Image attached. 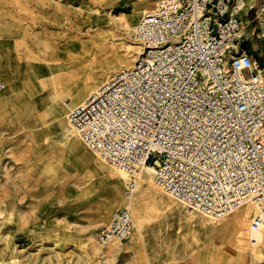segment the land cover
Wrapping results in <instances>:
<instances>
[{
	"label": "rangeland",
	"instance_id": "obj_1",
	"mask_svg": "<svg viewBox=\"0 0 264 264\" xmlns=\"http://www.w3.org/2000/svg\"><path fill=\"white\" fill-rule=\"evenodd\" d=\"M145 1L0 0V264H264V230L250 229L254 204L213 219L160 188L161 201L138 217L126 196L131 175L120 179L77 133L66 135L70 94L84 82L77 69L104 35L108 61L130 54L134 65ZM262 2L238 13L243 46L264 67ZM100 62L99 80L108 66ZM121 206L131 208L135 231L111 251L98 230Z\"/></svg>",
	"mask_w": 264,
	"mask_h": 264
},
{
	"label": "built area",
	"instance_id": "obj_2",
	"mask_svg": "<svg viewBox=\"0 0 264 264\" xmlns=\"http://www.w3.org/2000/svg\"><path fill=\"white\" fill-rule=\"evenodd\" d=\"M237 0H159L143 14L134 65L73 106L69 122L99 157L129 172L150 164L154 183L189 211L222 219L247 203L264 229V67L243 46ZM130 198V197H129ZM135 231L116 207L98 241Z\"/></svg>",
	"mask_w": 264,
	"mask_h": 264
},
{
	"label": "bare ground",
	"instance_id": "obj_3",
	"mask_svg": "<svg viewBox=\"0 0 264 264\" xmlns=\"http://www.w3.org/2000/svg\"><path fill=\"white\" fill-rule=\"evenodd\" d=\"M158 1L157 0H147L143 4L138 6L136 10L145 14V13L153 10L156 6V5L154 6L155 2L157 4ZM253 3H254V0H237L235 3V6L233 8V11L245 13L253 5ZM258 19H259L260 23L264 24V0H263L261 6L259 8V11H258ZM122 20H124V19H122ZM122 20H120V21L123 23ZM124 25L126 27H131V24L128 23V19H126V18H125V24ZM135 30H136V27H135ZM99 39H100L101 45L100 44L96 45V50H97L96 53L95 54L93 53V56H91V57L88 56V58L84 59L82 61V66L77 69V73H76L77 76H79L80 78H83L84 82L81 86L76 87L75 91L72 94H70L71 99H70V104L68 105V107L70 106L69 107L70 109L73 106H75L76 104L80 103L83 100L82 98H84L86 93L88 94L89 92L94 91L95 89H97L98 86H100L105 81H107L110 78L109 75H106V74H108L109 71H111L113 69L117 70V69L127 68L129 66L131 67V65L133 66L134 58L130 54L125 55L119 61L109 62L108 57L106 55L108 50L103 44V43H105V35ZM137 43L138 44H136V45L139 49V53H141L143 51V47L139 42H137ZM130 51H131V49L129 50V52ZM100 61L101 62H105V61L107 62L108 61L107 62L108 66L106 69L107 71L105 70V73L101 72V77H102L101 80H99L98 77L96 75H94V73H93L94 68L97 66V63ZM70 89H72V88H70ZM69 111H68V113H69ZM68 113L66 114L67 117H68ZM66 127H67V131H66L67 137H69L70 134L73 132L77 133L76 128L69 122V119L67 120ZM102 160H104V159H102ZM110 168L112 170L116 171V173L118 174L120 179L126 180L127 178L130 177L129 172L127 170L119 167V166L112 164V166H110ZM153 171H154V167L150 164H147V165L141 167L140 169L136 170L133 173L134 174L133 176H136V178H134V180L136 182L135 190H137V191L139 190V192L135 195H134V193L130 194L129 197H131V196L132 197L130 198L129 202H130L131 207L135 210V213L137 214L138 217H147L149 214V209L151 208L150 205L153 206L156 203H159L161 201V197H163V194L161 192L160 187L158 188L157 186H155L156 184H154V182H153L154 181L153 176H152ZM51 173H52L51 171H48L46 176L51 177L52 176ZM131 178H132V176H131ZM116 193H117L116 190H113V192H112L113 199L117 198ZM168 195H170V194H168ZM170 196L173 197L172 195H170ZM174 199H176V198H174ZM165 203L171 204V200L168 198ZM245 205H248V208H249V205H252V203H247ZM241 208H239V209H241ZM238 210H236V211H238ZM236 211H234V212H236ZM190 212H192V211H190ZM107 215H108V211H106V213L100 212L97 215V219L99 221H101ZM133 217H134V215H133ZM143 225L144 224H142V222L140 220H138L137 230H136V233L134 235V240H138V243L143 242V240L145 238ZM250 229L252 231L254 230L252 228H250ZM255 231H253V233ZM257 231H262V230H257ZM238 242L243 243V240L241 241V239L239 238ZM120 243H123V242L117 241V240H112V241L104 244L103 246L105 248H107L108 250L112 251L116 248L115 245L120 244ZM138 251H140V250H138Z\"/></svg>",
	"mask_w": 264,
	"mask_h": 264
}]
</instances>
